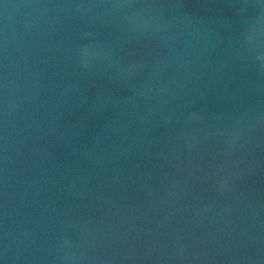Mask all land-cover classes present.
<instances>
[{
	"label": "water",
	"instance_id": "water-1",
	"mask_svg": "<svg viewBox=\"0 0 264 264\" xmlns=\"http://www.w3.org/2000/svg\"><path fill=\"white\" fill-rule=\"evenodd\" d=\"M0 264H264V0H0Z\"/></svg>",
	"mask_w": 264,
	"mask_h": 264
}]
</instances>
